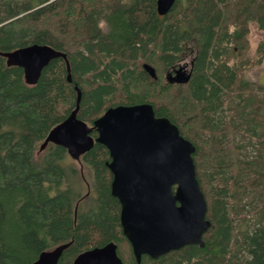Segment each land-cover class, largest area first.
Here are the masks:
<instances>
[{"label": "trees", "instance_id": "1", "mask_svg": "<svg viewBox=\"0 0 264 264\" xmlns=\"http://www.w3.org/2000/svg\"><path fill=\"white\" fill-rule=\"evenodd\" d=\"M250 24L264 30V0H174L163 13L157 0H0V51L44 44L69 64L68 72L65 58H51L29 85L0 55V264H28L65 242L57 264H71L109 241L123 264H264V84L243 75L264 62V40L250 57ZM187 52L188 81L169 82ZM74 85L88 125L110 106L148 102L193 143L210 221L203 246L136 263L110 193L107 148L94 142L78 159L83 194L63 146L36 156L74 108Z\"/></svg>", "mask_w": 264, "mask_h": 264}, {"label": "water", "instance_id": "2", "mask_svg": "<svg viewBox=\"0 0 264 264\" xmlns=\"http://www.w3.org/2000/svg\"><path fill=\"white\" fill-rule=\"evenodd\" d=\"M174 0H157L160 13ZM7 65L22 68L25 83L34 84L47 62L65 53L44 44L31 43L10 51H0ZM144 69L154 76L147 63ZM191 68L178 66L166 73L169 82L186 83ZM68 81L70 75H67ZM76 90L75 106L53 126L39 145L63 146L74 159L89 150L94 142L103 144L111 173L110 193L120 204L119 221L136 263L146 254L156 258L187 244L203 246L202 234L210 221L206 218V201L195 173L193 143L183 137L176 124L165 116H157L148 102L118 104L106 108L91 125L77 117L80 90ZM95 130L96 136L91 132ZM70 242L42 250L28 264H57ZM71 264H123L117 245L109 241L77 254Z\"/></svg>", "mask_w": 264, "mask_h": 264}, {"label": "rangeland", "instance_id": "3", "mask_svg": "<svg viewBox=\"0 0 264 264\" xmlns=\"http://www.w3.org/2000/svg\"><path fill=\"white\" fill-rule=\"evenodd\" d=\"M248 39H249V50H248L247 54L250 57L256 58L255 57V48L257 46V43L260 40H264V30H259L255 27L254 24H250ZM191 57H192L191 52L184 53L181 61H179V64L185 65L186 68H189ZM243 75H244L245 79H247V80L256 81L260 84H264V62L261 65L260 64H258V65L253 64V65L249 66L243 72ZM45 150H47L46 147L42 150L37 149L36 150V156H38L40 154H44ZM64 161H65V163H70V164H72V166H75L78 170V174L80 175V177L83 176V178H82L83 182L79 185V188H80L81 194L85 193L87 191V187H86V181H85L84 175L88 176L86 169L83 167L81 172H80L79 162L76 159L72 158L69 154H67Z\"/></svg>", "mask_w": 264, "mask_h": 264}, {"label": "flooded vegetation", "instance_id": "4", "mask_svg": "<svg viewBox=\"0 0 264 264\" xmlns=\"http://www.w3.org/2000/svg\"><path fill=\"white\" fill-rule=\"evenodd\" d=\"M178 66H180L179 63H178V65H177V67H178ZM177 67L172 68L171 71L173 72ZM184 67H185V65H184ZM190 67H191V62H190L189 68H186V67H185V68H186V70H188V69H190ZM67 154H68V153H67ZM80 156H81V155H80ZM80 156H79V158H80ZM79 158H78V159H79ZM78 159H76V160L78 161ZM81 170H82V166L80 165V172H81ZM86 187H87V191H86V192H89V187H88V184H87V183H86Z\"/></svg>", "mask_w": 264, "mask_h": 264}, {"label": "bare ground", "instance_id": "5", "mask_svg": "<svg viewBox=\"0 0 264 264\" xmlns=\"http://www.w3.org/2000/svg\"><path fill=\"white\" fill-rule=\"evenodd\" d=\"M9 66V65H8Z\"/></svg>", "mask_w": 264, "mask_h": 264}]
</instances>
